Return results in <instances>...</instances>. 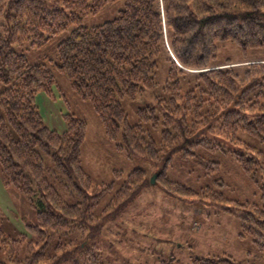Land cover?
Wrapping results in <instances>:
<instances>
[{
  "label": "trees",
  "instance_id": "obj_1",
  "mask_svg": "<svg viewBox=\"0 0 264 264\" xmlns=\"http://www.w3.org/2000/svg\"><path fill=\"white\" fill-rule=\"evenodd\" d=\"M119 1L0 0V170L5 186L24 196L37 215V223L27 225L29 235L19 238L9 237L0 220V264H103L96 240L105 222L133 200L128 186L147 181L146 172L134 170L97 213L104 194L89 193L92 180L82 162L87 121L66 115L67 130L59 134L45 124L37 104L40 93L52 95L56 76L90 103L119 151L162 165L155 180H162L167 194L234 215L240 237L253 239L264 255V60L218 64L224 44L244 55L264 50V0H125L116 19L84 26L87 16ZM71 28L57 45L56 61H28L27 50L45 49ZM162 54L170 64L162 93L138 111L139 122L132 125L122 101L156 88ZM144 125L162 127L159 139L147 135ZM206 153L232 157L256 185L257 202L230 200L210 186L197 190L168 178L176 157L190 162ZM202 164L206 176L222 168L219 161ZM114 172L116 179L123 176ZM215 186L227 184L220 178ZM62 193L76 202L65 201ZM194 264L235 262L210 257Z\"/></svg>",
  "mask_w": 264,
  "mask_h": 264
},
{
  "label": "rangeland",
  "instance_id": "obj_2",
  "mask_svg": "<svg viewBox=\"0 0 264 264\" xmlns=\"http://www.w3.org/2000/svg\"><path fill=\"white\" fill-rule=\"evenodd\" d=\"M124 4L125 0H121L97 15L87 16L84 26L95 27L116 19L124 9ZM71 31L72 28L45 49L27 50L25 55L28 61L38 64L44 62L46 57L56 61L57 45ZM260 60H264V50L250 51L244 55L236 45L224 44L218 51L221 68L244 66L250 61ZM157 61L158 70L154 76L156 88L145 91L135 100L122 101L132 125L139 122L138 111L153 104L155 97L162 93L170 64L165 61L164 54ZM55 81L52 95L40 93L37 104L45 124L59 134L67 130L66 115L74 114L87 121L89 130L82 150V162L92 180L89 193L104 194L97 213L101 214L107 208L131 172L136 169L146 172L144 179L147 181L142 187L141 178L127 187L129 192L135 191L133 200L121 211L122 214L105 222L104 231L96 240L103 264H194L195 259L210 257H231L235 264H264V255L253 239L240 237L241 223L237 217L210 203L190 202L167 194L162 180H155L162 165L129 158L125 152L119 151L114 143L106 139L90 103L79 99L72 92L65 77L56 76ZM144 128L147 135L159 139L162 127L144 125ZM218 161L222 164L221 171L215 172V176H206L207 165L202 163ZM49 167L47 161L46 168ZM114 171H121L123 176L116 179ZM48 176L53 181L52 176ZM168 178L197 190L210 186L230 200L255 203L258 198L256 185L243 175L238 163L228 155L206 153L202 158L190 162L176 157L168 169ZM220 178L227 187L215 186V181ZM112 182H115L112 191L104 192V188ZM62 196L69 203L76 202L63 193ZM0 220L5 233L12 238L29 235L27 225L37 223L36 211L16 189L5 186L1 170Z\"/></svg>",
  "mask_w": 264,
  "mask_h": 264
},
{
  "label": "water",
  "instance_id": "obj_3",
  "mask_svg": "<svg viewBox=\"0 0 264 264\" xmlns=\"http://www.w3.org/2000/svg\"><path fill=\"white\" fill-rule=\"evenodd\" d=\"M153 183H155V180L153 181Z\"/></svg>",
  "mask_w": 264,
  "mask_h": 264
}]
</instances>
